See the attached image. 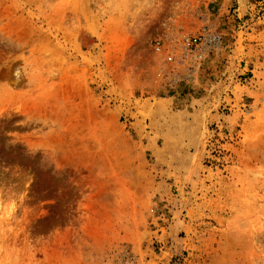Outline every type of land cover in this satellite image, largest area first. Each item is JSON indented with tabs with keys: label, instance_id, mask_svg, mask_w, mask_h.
Returning a JSON list of instances; mask_svg holds the SVG:
<instances>
[{
	"label": "rangeland",
	"instance_id": "374dc122",
	"mask_svg": "<svg viewBox=\"0 0 264 264\" xmlns=\"http://www.w3.org/2000/svg\"><path fill=\"white\" fill-rule=\"evenodd\" d=\"M0 264H264V0H0Z\"/></svg>",
	"mask_w": 264,
	"mask_h": 264
},
{
	"label": "built area",
	"instance_id": "2783aa9c",
	"mask_svg": "<svg viewBox=\"0 0 264 264\" xmlns=\"http://www.w3.org/2000/svg\"><path fill=\"white\" fill-rule=\"evenodd\" d=\"M222 43V35L213 30L209 25L203 26L198 34H185L177 44V50L180 51L183 58L189 56L203 57L204 54L213 49L220 47ZM163 48L162 43H157V49Z\"/></svg>",
	"mask_w": 264,
	"mask_h": 264
}]
</instances>
